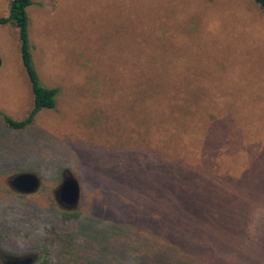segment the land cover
<instances>
[{
  "label": "rangeland",
  "instance_id": "obj_1",
  "mask_svg": "<svg viewBox=\"0 0 264 264\" xmlns=\"http://www.w3.org/2000/svg\"><path fill=\"white\" fill-rule=\"evenodd\" d=\"M10 0H0V18ZM56 108L0 24V264H264V12L250 0H32ZM32 174V194L11 186ZM72 176L75 208L56 199Z\"/></svg>",
  "mask_w": 264,
  "mask_h": 264
},
{
  "label": "trees",
  "instance_id": "obj_2",
  "mask_svg": "<svg viewBox=\"0 0 264 264\" xmlns=\"http://www.w3.org/2000/svg\"><path fill=\"white\" fill-rule=\"evenodd\" d=\"M250 1L264 12V0ZM31 5L32 0H10L7 17L0 18L1 25L9 24L17 32L21 63L31 88L32 108L26 118L21 121H14L8 118V116H3L5 124L9 128L17 131H21L30 126L39 112L43 110H54L56 108V89L42 86L39 82L37 72L32 65V47L28 39V28L31 22L28 9Z\"/></svg>",
  "mask_w": 264,
  "mask_h": 264
},
{
  "label": "water",
  "instance_id": "obj_3",
  "mask_svg": "<svg viewBox=\"0 0 264 264\" xmlns=\"http://www.w3.org/2000/svg\"><path fill=\"white\" fill-rule=\"evenodd\" d=\"M1 65V61H0ZM40 185L38 178L32 174H20L12 178L11 186L21 194H32ZM58 201L68 208H75L79 202L80 190L76 180L70 176L65 178L57 190ZM32 258L10 260L7 264H32Z\"/></svg>",
  "mask_w": 264,
  "mask_h": 264
},
{
  "label": "flooded vegetation",
  "instance_id": "obj_4",
  "mask_svg": "<svg viewBox=\"0 0 264 264\" xmlns=\"http://www.w3.org/2000/svg\"><path fill=\"white\" fill-rule=\"evenodd\" d=\"M56 199H57V201H58V197H57V193H56ZM59 202V201H58ZM60 203V202H59ZM62 206H64V207H66V208H68L67 206H65L64 204H62V203H60ZM26 258H32L33 259V262H34V260L36 259L35 257H33V256H26V257H23V258H20L19 260H24V259H26ZM12 260H15V259H12ZM10 261V260H9ZM8 262V261H7ZM7 262H6V264H7ZM32 262V263H33Z\"/></svg>",
  "mask_w": 264,
  "mask_h": 264
},
{
  "label": "crops",
  "instance_id": "obj_5",
  "mask_svg": "<svg viewBox=\"0 0 264 264\" xmlns=\"http://www.w3.org/2000/svg\"><path fill=\"white\" fill-rule=\"evenodd\" d=\"M25 74H26V73H25ZM29 85H30V84H29ZM30 90H31V88H30ZM25 118H26V117H25ZM25 118H24V119H25ZM20 121H21V120H20Z\"/></svg>",
  "mask_w": 264,
  "mask_h": 264
}]
</instances>
